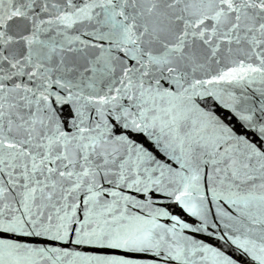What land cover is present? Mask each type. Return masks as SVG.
<instances>
[{
	"label": "snow or ice",
	"instance_id": "1",
	"mask_svg": "<svg viewBox=\"0 0 264 264\" xmlns=\"http://www.w3.org/2000/svg\"><path fill=\"white\" fill-rule=\"evenodd\" d=\"M0 264H264V0H0Z\"/></svg>",
	"mask_w": 264,
	"mask_h": 264
},
{
	"label": "water",
	"instance_id": "2",
	"mask_svg": "<svg viewBox=\"0 0 264 264\" xmlns=\"http://www.w3.org/2000/svg\"><path fill=\"white\" fill-rule=\"evenodd\" d=\"M221 114H222V113H221ZM164 222H166V223H167L168 221H164ZM200 238H201V239H203V237H200ZM68 246L70 247L71 245H68Z\"/></svg>",
	"mask_w": 264,
	"mask_h": 264
}]
</instances>
